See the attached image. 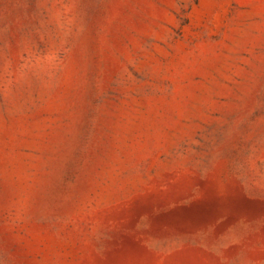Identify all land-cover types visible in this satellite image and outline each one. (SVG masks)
Returning a JSON list of instances; mask_svg holds the SVG:
<instances>
[{
  "label": "rangeland",
  "instance_id": "1",
  "mask_svg": "<svg viewBox=\"0 0 264 264\" xmlns=\"http://www.w3.org/2000/svg\"><path fill=\"white\" fill-rule=\"evenodd\" d=\"M0 264H264V0H0Z\"/></svg>",
  "mask_w": 264,
  "mask_h": 264
}]
</instances>
